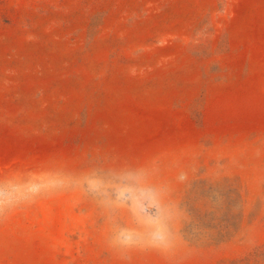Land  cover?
I'll return each instance as SVG.
<instances>
[{"label": "rangeland", "instance_id": "1", "mask_svg": "<svg viewBox=\"0 0 264 264\" xmlns=\"http://www.w3.org/2000/svg\"><path fill=\"white\" fill-rule=\"evenodd\" d=\"M0 264H264V0H0Z\"/></svg>", "mask_w": 264, "mask_h": 264}]
</instances>
